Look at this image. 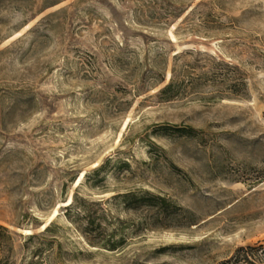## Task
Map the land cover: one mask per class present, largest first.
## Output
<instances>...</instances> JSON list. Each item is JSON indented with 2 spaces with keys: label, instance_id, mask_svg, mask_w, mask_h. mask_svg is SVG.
Returning a JSON list of instances; mask_svg holds the SVG:
<instances>
[{
  "label": "rangeland",
  "instance_id": "obj_1",
  "mask_svg": "<svg viewBox=\"0 0 264 264\" xmlns=\"http://www.w3.org/2000/svg\"><path fill=\"white\" fill-rule=\"evenodd\" d=\"M0 224L17 264L264 241V0H0Z\"/></svg>",
  "mask_w": 264,
  "mask_h": 264
},
{
  "label": "trees",
  "instance_id": "obj_2",
  "mask_svg": "<svg viewBox=\"0 0 264 264\" xmlns=\"http://www.w3.org/2000/svg\"><path fill=\"white\" fill-rule=\"evenodd\" d=\"M173 88V82L168 84L163 90V94H169ZM159 199L163 202H166V199L164 198H156V197H150L148 200L151 202L153 200ZM74 204H77V197H74L73 202L71 203L70 207ZM73 208H70L72 210ZM51 226H48L44 233L51 232ZM37 238H42L41 236L31 234L26 237V240L33 241ZM103 246H106L107 248L118 251L121 249V244L124 242L121 241H114L112 239V236H110L109 239L107 237L102 238ZM96 242H94L95 244ZM41 251L37 250L33 254H39ZM14 253H15V238L13 233L5 226L0 224V264H17L16 261H14ZM34 264V263H30ZM225 264H264V241L258 242L255 245H249L246 247H240L237 249L234 256L225 262Z\"/></svg>",
  "mask_w": 264,
  "mask_h": 264
},
{
  "label": "bare ground",
  "instance_id": "obj_3",
  "mask_svg": "<svg viewBox=\"0 0 264 264\" xmlns=\"http://www.w3.org/2000/svg\"><path fill=\"white\" fill-rule=\"evenodd\" d=\"M72 202H73V198L71 199V203ZM71 203H68V205L71 204ZM42 227H43V229H45L47 227V225H43Z\"/></svg>",
  "mask_w": 264,
  "mask_h": 264
}]
</instances>
